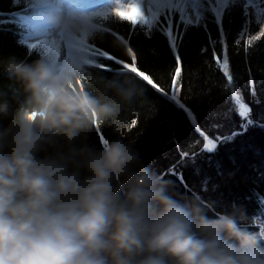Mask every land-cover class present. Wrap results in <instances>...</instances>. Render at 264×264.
<instances>
[{
  "label": "clouds",
  "instance_id": "9594fccd",
  "mask_svg": "<svg viewBox=\"0 0 264 264\" xmlns=\"http://www.w3.org/2000/svg\"><path fill=\"white\" fill-rule=\"evenodd\" d=\"M27 7L21 22L34 39L17 43L38 56L0 61L20 85L15 108L0 101V264H264V234L173 199L122 138L121 113L144 93L135 73L96 77L91 90L77 83L83 43L105 31L109 5ZM105 123L116 138L89 144Z\"/></svg>",
  "mask_w": 264,
  "mask_h": 264
},
{
  "label": "trees",
  "instance_id": "16d2710c",
  "mask_svg": "<svg viewBox=\"0 0 264 264\" xmlns=\"http://www.w3.org/2000/svg\"><path fill=\"white\" fill-rule=\"evenodd\" d=\"M250 1L239 0L218 13V3L200 0L201 19L191 24L176 9L162 10L152 27L121 13L127 19L119 20L114 12L101 13L105 31L85 41L84 48L86 55L110 70L86 66L82 80L91 90L96 86L94 78H113L123 63L143 72L152 84L138 77L144 93L121 113L126 125L122 138L134 144L143 161L162 177L173 199L200 205L210 218L217 213L231 215L242 227L264 234V35L259 32L264 0H252L260 3V22ZM27 3L0 0V61L15 55L31 62L38 56L33 51L29 57L27 48L17 43L29 35L21 22ZM169 20L177 37L175 51L167 35ZM252 35L259 39L249 46ZM100 52L113 59L100 57ZM225 55L230 84L220 67ZM175 86L180 101L172 97ZM19 88L0 66V101L15 108ZM7 123L0 118V125ZM102 138H116L108 123L91 132L87 142L99 147ZM210 141L214 145H208Z\"/></svg>",
  "mask_w": 264,
  "mask_h": 264
},
{
  "label": "snow or ice",
  "instance_id": "6c2138e0",
  "mask_svg": "<svg viewBox=\"0 0 264 264\" xmlns=\"http://www.w3.org/2000/svg\"><path fill=\"white\" fill-rule=\"evenodd\" d=\"M124 2L126 3L127 0H124ZM168 2V0H164V2L160 3L159 6L160 7H164L165 4ZM188 3V4H191L193 7H195L197 4L200 3V0H177V3ZM214 3H219L220 5H223V6H228V5H235L239 2V0H213ZM113 5H116V6H122V5H118L117 4V0H112V4L109 5V8H110V13L112 12V9H113ZM230 10V9H229ZM114 15L115 17H117L119 20H125L127 19V17H124V16H121L120 12L118 11H115L114 12ZM195 19L197 21H200V17L197 16L195 17ZM133 26H135V24L137 23V21H133ZM139 23L141 24H149L150 27H152V25L150 24V22L146 19H143V17H141L139 19ZM189 24L192 23L191 20L188 21ZM159 30H163V28H160L159 25L156 26ZM259 32L261 35H264V23H262L260 26H259ZM167 35L171 38V46H172V50L175 51L176 48H177V37H174L173 36V29H172V26H171V23H170V20L167 24ZM259 37L256 36V35H252L248 41V45L250 46L252 41H256L258 40ZM216 43H219V41L217 40ZM236 43H240L239 40L236 41ZM247 50V48H246ZM127 51L129 53H132L133 52V49L131 47H129L127 49ZM100 57H107L108 59H113L108 53H104V52H100L98 54ZM131 59L133 61L136 60V56L135 55H132ZM176 61L177 63H179L180 61V57L179 55L176 56ZM217 64H220V60L217 59ZM86 66H96L98 68H102L104 70H110V68H108V66H105V65H102V64H99L98 61H97V58L96 57H89L88 55L84 54L81 61L79 62V64L76 66V71L80 74V76L82 77L85 73L82 71V69ZM227 66H228V59H227V56L225 55L224 56V59H223V63L220 64V67L224 69V75L227 77L228 79V83L230 84L232 82V76L229 74L228 70H227ZM125 69H128L130 70L132 73H135V75L137 77H142L144 81H147L148 84H152V81L147 77L145 76V74L143 72H139L137 70V68L135 66H132L130 67L128 63H123L122 64V67L120 69V71H123ZM175 72L177 75H179L180 73V68L177 67L175 69ZM77 83L80 84L81 87H83V80L80 79L77 81Z\"/></svg>",
  "mask_w": 264,
  "mask_h": 264
},
{
  "label": "rangeland",
  "instance_id": "374dc122",
  "mask_svg": "<svg viewBox=\"0 0 264 264\" xmlns=\"http://www.w3.org/2000/svg\"><path fill=\"white\" fill-rule=\"evenodd\" d=\"M138 1L139 0H127V2L125 3L124 0H117V4L118 5H122V6L114 5L113 9H112V12L118 11L121 14H123V15L127 16L128 18H131V19H140L141 17H143V19L148 20L150 22V24L153 23V21L158 16V14L164 9H176L178 12L181 13V16H182L183 20H185L187 22L189 20H191L192 23H195L197 21L195 18L193 20L190 18L189 12L191 10H194L195 17L199 16V13H198L199 4H197L195 7H193L191 4H188V3L181 2V3L178 4L177 0H168V2L165 4L164 7H160L159 4L164 2V0H162V2L161 1H156L157 10L155 11L154 15L151 16L149 13H142L141 11L138 10ZM249 3H251V7H252V9L254 11V15L256 16V20L258 22L262 21V19H261L262 10H261L260 3L259 2H252V0ZM110 4H112V0H96V2H94V4H91L90 6L88 5L87 8H90V9H103L106 5H110ZM222 8H223V5H220L218 3L217 7H216L217 12L218 13L221 12ZM108 12H110V11H104L102 13H108ZM33 39H34V37L29 34L26 37V39H24V41L26 43H29ZM84 43H83V48H84V45H85ZM58 55L60 56L61 59H63L64 56L66 55V49L63 48V46H60V51H59ZM222 63H223V61H222ZM227 70H228V72L230 74L229 64L227 66ZM179 94H180L179 88L177 86H175L173 88L172 97L176 101H180L179 100ZM246 110L247 109L244 108L242 110V112H245ZM210 144L214 145L213 141H210L208 143V145H210Z\"/></svg>",
  "mask_w": 264,
  "mask_h": 264
},
{
  "label": "bare ground",
  "instance_id": "6f19581e",
  "mask_svg": "<svg viewBox=\"0 0 264 264\" xmlns=\"http://www.w3.org/2000/svg\"><path fill=\"white\" fill-rule=\"evenodd\" d=\"M156 1L162 2V0H139L138 10L141 11L142 13H149L152 16L157 10ZM72 2L78 6L87 8V6L88 5L90 6L91 2L93 3L94 1L92 0H72ZM189 16L192 20L195 18L194 10H191L189 12Z\"/></svg>",
  "mask_w": 264,
  "mask_h": 264
}]
</instances>
